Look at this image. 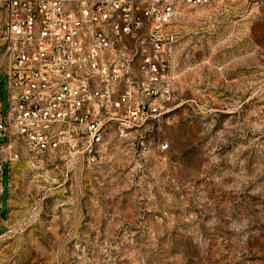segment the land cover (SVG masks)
Instances as JSON below:
<instances>
[{
	"label": "rangeland",
	"instance_id": "rangeland-1",
	"mask_svg": "<svg viewBox=\"0 0 264 264\" xmlns=\"http://www.w3.org/2000/svg\"><path fill=\"white\" fill-rule=\"evenodd\" d=\"M177 30L162 120L109 129L96 161L4 167L0 264H264V8H187ZM3 53L0 24L6 113Z\"/></svg>",
	"mask_w": 264,
	"mask_h": 264
},
{
	"label": "built area",
	"instance_id": "built-area-1",
	"mask_svg": "<svg viewBox=\"0 0 264 264\" xmlns=\"http://www.w3.org/2000/svg\"><path fill=\"white\" fill-rule=\"evenodd\" d=\"M216 1L0 0L9 100L6 113L0 101V235L11 215L4 167L10 176L25 155L96 161L109 129L123 136L162 120L175 97L180 13Z\"/></svg>",
	"mask_w": 264,
	"mask_h": 264
}]
</instances>
